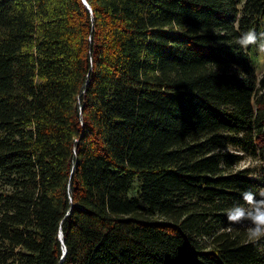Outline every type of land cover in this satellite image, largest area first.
<instances>
[{"label": "trees", "instance_id": "trees-1", "mask_svg": "<svg viewBox=\"0 0 264 264\" xmlns=\"http://www.w3.org/2000/svg\"><path fill=\"white\" fill-rule=\"evenodd\" d=\"M248 30L264 0H0V264H264L226 215L264 190Z\"/></svg>", "mask_w": 264, "mask_h": 264}, {"label": "clouds", "instance_id": "clouds-1", "mask_svg": "<svg viewBox=\"0 0 264 264\" xmlns=\"http://www.w3.org/2000/svg\"><path fill=\"white\" fill-rule=\"evenodd\" d=\"M237 43L244 49L255 45L258 52L264 53V33L258 35L255 30H248L241 34ZM241 199L243 204H234L226 210L227 220L230 225L249 221L250 226L246 227L247 239L251 243H258L264 239V190L259 193L243 191Z\"/></svg>", "mask_w": 264, "mask_h": 264}, {"label": "rangeland", "instance_id": "rangeland-1", "mask_svg": "<svg viewBox=\"0 0 264 264\" xmlns=\"http://www.w3.org/2000/svg\"><path fill=\"white\" fill-rule=\"evenodd\" d=\"M257 73H258V77L259 79H264V60H261L258 64H257ZM235 153L236 154H242V152H240L239 148H235ZM232 151H234V148L232 149ZM261 165V161L256 160L248 155H245L244 160L238 165L239 169H243V168H247V167H252L254 169H258Z\"/></svg>", "mask_w": 264, "mask_h": 264}, {"label": "water", "instance_id": "water-1", "mask_svg": "<svg viewBox=\"0 0 264 264\" xmlns=\"http://www.w3.org/2000/svg\"><path fill=\"white\" fill-rule=\"evenodd\" d=\"M61 237H62V241H63V234H61Z\"/></svg>", "mask_w": 264, "mask_h": 264}]
</instances>
